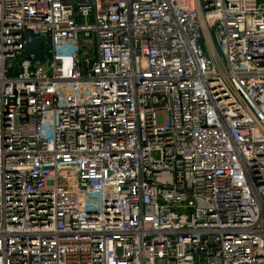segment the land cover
Returning a JSON list of instances; mask_svg holds the SVG:
<instances>
[{"label": "built area", "instance_id": "obj_1", "mask_svg": "<svg viewBox=\"0 0 264 264\" xmlns=\"http://www.w3.org/2000/svg\"><path fill=\"white\" fill-rule=\"evenodd\" d=\"M0 264H264V0H0Z\"/></svg>", "mask_w": 264, "mask_h": 264}, {"label": "water", "instance_id": "obj_2", "mask_svg": "<svg viewBox=\"0 0 264 264\" xmlns=\"http://www.w3.org/2000/svg\"><path fill=\"white\" fill-rule=\"evenodd\" d=\"M25 38V55L33 57L36 62L41 61L47 54V50L42 48L46 42L45 37H35L31 33H26Z\"/></svg>", "mask_w": 264, "mask_h": 264}, {"label": "rangeland", "instance_id": "obj_3", "mask_svg": "<svg viewBox=\"0 0 264 264\" xmlns=\"http://www.w3.org/2000/svg\"><path fill=\"white\" fill-rule=\"evenodd\" d=\"M203 41H205V42H207V40L205 39V40H203ZM209 42H211L210 40H209ZM212 43V42H211ZM46 58H49V55H47L46 56Z\"/></svg>", "mask_w": 264, "mask_h": 264}]
</instances>
